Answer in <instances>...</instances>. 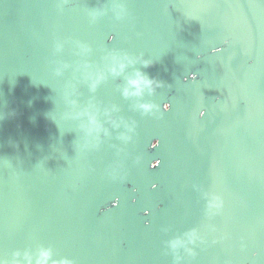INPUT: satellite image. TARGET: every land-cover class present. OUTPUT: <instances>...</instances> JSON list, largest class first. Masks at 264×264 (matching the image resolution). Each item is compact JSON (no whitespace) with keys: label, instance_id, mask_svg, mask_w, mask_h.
Listing matches in <instances>:
<instances>
[{"label":"water","instance_id":"95a60500","mask_svg":"<svg viewBox=\"0 0 264 264\" xmlns=\"http://www.w3.org/2000/svg\"><path fill=\"white\" fill-rule=\"evenodd\" d=\"M192 229L181 264H264V0H0V259L175 264Z\"/></svg>","mask_w":264,"mask_h":264},{"label":"clouds","instance_id":"9594fccd","mask_svg":"<svg viewBox=\"0 0 264 264\" xmlns=\"http://www.w3.org/2000/svg\"><path fill=\"white\" fill-rule=\"evenodd\" d=\"M225 44L228 43L227 40L224 41ZM220 48H213V53L220 52ZM112 67L110 71L114 75H119L124 71V69L128 66V64L134 63L129 57L125 56H112ZM127 61V63H125ZM144 66H150L149 61H143ZM191 78L195 79V74H191ZM100 79H103V76L100 75L97 77L98 82ZM187 79V78H185ZM159 87L160 82L155 81L152 78H149L146 74L137 70L132 76L127 78V85L123 89V95L125 97L128 96H140L142 95L144 89H148L149 91H154V87ZM95 87V82L93 84ZM140 107L145 111L148 112L151 110V105L142 104ZM170 105H164L165 111L169 109ZM205 116V111L201 110L200 117L203 118ZM90 122L95 125L96 120L94 116H90ZM155 146V145H153ZM155 166V165H153ZM155 187V185L153 186ZM204 197L207 200L206 208L209 213L218 214L220 210L223 208V200L219 195H211L209 196L208 193H204ZM117 202H114V204ZM215 210V212H213ZM147 214V213H145ZM201 241L203 243V238L200 236L196 229H192L186 233L182 237H176L175 239L168 242V246L171 248L175 264H181V261L184 259L180 254V249H183L186 253L190 256H195V252L192 248H189L188 245L192 244L195 245L197 241ZM53 251L50 247H40L36 254L34 255L31 251L25 250L23 252L16 251L13 254V259L11 261L0 259V264H74V261L69 260L67 258L55 260L52 259Z\"/></svg>","mask_w":264,"mask_h":264}]
</instances>
